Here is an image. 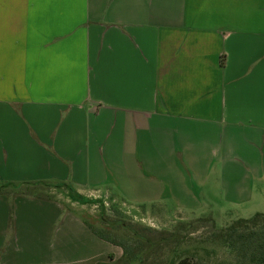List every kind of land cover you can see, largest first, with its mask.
<instances>
[{"label":"crops","instance_id":"0c3cea01","mask_svg":"<svg viewBox=\"0 0 264 264\" xmlns=\"http://www.w3.org/2000/svg\"><path fill=\"white\" fill-rule=\"evenodd\" d=\"M34 182L264 214V0H0V183ZM3 191L0 264L123 260L67 202Z\"/></svg>","mask_w":264,"mask_h":264},{"label":"rangeland","instance_id":"374dc122","mask_svg":"<svg viewBox=\"0 0 264 264\" xmlns=\"http://www.w3.org/2000/svg\"><path fill=\"white\" fill-rule=\"evenodd\" d=\"M71 190L74 191L69 186H42L35 188V193L44 198L67 202L98 232L119 243L124 248L125 256L116 264H179L184 260L188 264H252L249 254L253 252L254 243L262 240L260 236L255 237L254 233L264 235L262 219L257 227L239 232L244 236L236 238L237 248L232 250L228 247L227 239L222 236L223 233L238 221L236 219H250L255 213L216 214L199 219L172 212L169 215L150 213L141 216L125 213L127 205L122 206L123 211L108 201L106 206L101 199L79 198L78 195L74 197ZM112 206L119 212L113 211ZM197 212L198 216L202 215L201 208ZM118 221L125 224V227L112 224ZM130 227H133L132 230ZM243 242L249 244L244 250Z\"/></svg>","mask_w":264,"mask_h":264},{"label":"trees","instance_id":"16d2710c","mask_svg":"<svg viewBox=\"0 0 264 264\" xmlns=\"http://www.w3.org/2000/svg\"><path fill=\"white\" fill-rule=\"evenodd\" d=\"M13 187L15 189V191H18V194L21 195H33L35 197H39L42 198V196H39L38 194L35 193V188L37 187H53V188H59L60 186H69L68 184L65 183H59V182H34V183H18V184H14V183H0V195L4 194L3 188L5 187ZM72 191V190H71ZM77 195L74 193V197H76ZM80 198V196H79ZM118 210L116 207L112 206V210L115 212H119L116 211ZM13 211L14 209L11 208V217H10V222L9 224L12 225L13 223ZM84 223L87 225V227L91 230V232L99 237L102 240H105L115 246L120 247L123 252H124V248L116 242H113L111 240H109L103 233L98 232L92 225H90L84 218H82ZM264 219V214H257L255 215L253 218L251 219H240L238 221H236L235 223H233L226 231L225 233H223L222 236H224L225 240L227 239V244L228 247L232 250H235L237 248V242L238 239H240V236H244L242 235L243 233H239L241 230H245V229H250L253 227H257L259 225V222ZM112 224H116V225H120L121 227H125V224H123L122 222L118 221V222H114ZM133 228V227H132ZM132 228L130 227L129 229L132 230ZM136 232V231H134ZM137 233V232H136ZM238 234H240L238 236ZM138 235V234H137ZM255 237L260 236L262 238L261 241H258L257 243H254V249L253 252H251L250 255V261L252 262V264H264V235L263 234H258V233H254ZM247 242V241H246ZM246 242H243V246L242 250L246 249L249 244H246ZM255 242V241H254ZM125 256V253H124ZM111 259H113V257H110ZM124 258V257H123ZM179 264H188V262L186 260L181 261Z\"/></svg>","mask_w":264,"mask_h":264}]
</instances>
